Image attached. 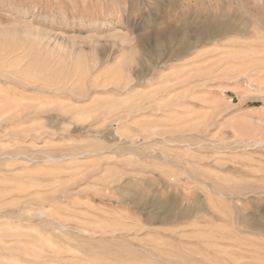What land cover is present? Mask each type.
<instances>
[{
  "label": "rangeland",
  "instance_id": "obj_1",
  "mask_svg": "<svg viewBox=\"0 0 264 264\" xmlns=\"http://www.w3.org/2000/svg\"><path fill=\"white\" fill-rule=\"evenodd\" d=\"M0 264H264V0H0Z\"/></svg>",
  "mask_w": 264,
  "mask_h": 264
},
{
  "label": "bare ground",
  "instance_id": "obj_2",
  "mask_svg": "<svg viewBox=\"0 0 264 264\" xmlns=\"http://www.w3.org/2000/svg\"><path fill=\"white\" fill-rule=\"evenodd\" d=\"M224 29L225 28L223 26L206 25L203 28V31L206 32L207 35H209L213 32L221 33Z\"/></svg>",
  "mask_w": 264,
  "mask_h": 264
}]
</instances>
